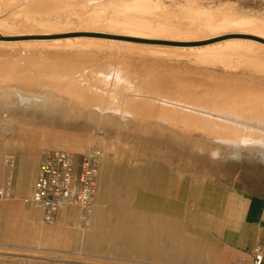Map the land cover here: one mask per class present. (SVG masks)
<instances>
[{
    "label": "rangeland",
    "instance_id": "rangeland-1",
    "mask_svg": "<svg viewBox=\"0 0 264 264\" xmlns=\"http://www.w3.org/2000/svg\"><path fill=\"white\" fill-rule=\"evenodd\" d=\"M170 1L164 0L163 6L177 14L180 7H175V3ZM223 2L235 4L229 9L237 16L263 21V26L259 24L264 28V0H222L219 3L214 0L211 7L218 9ZM203 5L207 6L205 3ZM167 8L163 10H169ZM111 13L107 12L106 15L110 16ZM67 19L74 25L64 26L62 32L60 29L36 32L39 35L27 40L45 43L89 38L103 40L105 45L111 42H130L133 45L130 46L138 47V50L156 49L157 46L175 50L243 39L255 45L253 48L256 54L262 52L257 55H264L263 39L245 33L233 35L236 29L228 30L227 33L220 30L204 31L201 37L198 35L202 39L193 36L196 40H192L190 34L188 38V35H180L184 39L179 37L175 42L150 41L114 35L94 25L81 29L78 26L81 22L72 14L62 16V23H66ZM22 40L27 41L25 38ZM95 46L85 49L86 53L83 50L79 58L72 56V60L80 59V64L86 62L88 66L106 71L116 65L134 66L144 75L152 73L156 79L165 74L208 85L221 86L236 82L244 87H264V73L253 69L247 62L242 63L243 60H238L241 58H232L229 60L231 63L228 61L223 66L221 61L209 64L179 52H174L172 56V50L170 54L167 52L171 57L165 53V58L164 53V56L138 55L121 45H117L119 48L115 46L117 49H110L109 45L106 48L102 45L101 49ZM163 48L157 49L166 50ZM108 49L115 51L108 52ZM100 50L107 51L101 53ZM126 51L132 54L130 58ZM118 52L121 55L118 54L119 57ZM109 53L115 55L112 54L110 58ZM97 56L99 58L95 60ZM117 57L125 61L124 65L117 62ZM151 62L154 64L151 65ZM236 62H241L243 66L239 63L237 67ZM119 124L110 120L98 121L88 114L72 115L42 108L31 104L24 94L0 98V150L6 154L7 150L2 148L6 144L8 149L14 146L22 162L27 161L30 152L38 153L30 190L46 152L63 150L80 155L93 148L101 151L93 208L86 218L78 209L67 207L61 210L54 223H44L40 211L23 202L29 195H21L13 190V187L6 184L9 178L6 176L5 187L0 188L9 191L10 197L0 202V264H251L249 257L242 256L234 246L240 241L241 234L246 232L241 225L246 199L264 196V156L247 150L239 153L221 150L218 155L216 151L207 150L209 148H199V145L175 137L171 139L159 130L143 131L142 128L124 124L125 128L122 123L121 128H124L121 129ZM10 156L13 157L14 167L9 172H13L11 169L14 168V180L18 181V157L14 153ZM4 157H0L1 172ZM97 197L100 198L98 202Z\"/></svg>",
    "mask_w": 264,
    "mask_h": 264
},
{
    "label": "bare ground",
    "instance_id": "bare-ground-1",
    "mask_svg": "<svg viewBox=\"0 0 264 264\" xmlns=\"http://www.w3.org/2000/svg\"><path fill=\"white\" fill-rule=\"evenodd\" d=\"M215 1L219 3L222 0ZM163 2L164 0H0V98H6L11 94H24L31 104L42 108L58 110L72 115L88 114L98 121L110 120L122 123L123 126L130 125L131 127L142 128V130H159L158 132L168 134L171 139L175 137L177 140L199 145V148H209L207 150L211 149L216 151L217 154L221 150H229L231 153L247 150L258 152L264 156V87H244L235 84L236 82L221 86L208 85L165 74L156 79L152 73L147 72L144 75L136 67L133 68L134 66L118 67L116 65L117 68L111 67V70L107 69L108 71H106L88 66V64H85L86 62L84 64H80L82 61L78 63L80 60L78 58L83 55L82 51L85 52V49L92 45L99 46L100 49L102 45L104 48L109 45L110 49L121 45L127 51L138 55L159 54L160 56L167 52L170 54L172 50V56L175 55L174 52H179L181 55L182 53L187 55L188 58L192 56L198 61L209 64L221 61L220 63L223 62V66L224 63H228L229 60L236 57V59L241 58L238 60H243L242 63L246 64L245 62H247L253 69L264 73V55H257L260 52L258 50L256 54L253 48L255 45L252 42L251 45L249 42H244L243 39V41L233 39L215 44L210 42L211 44L198 48L170 50L167 46L166 48L157 46V48L166 50H158L157 48L147 50L141 48L138 50V47H132L133 45L130 42H111L112 44L107 43L105 45L106 42L103 40L98 39L96 41L94 38V40L89 38L66 39L54 42L45 41V43L40 40H37L38 42L27 40L32 36L39 35L36 32L47 29H60L61 31L64 26H73L74 24L71 25L69 19L66 23H62L61 17L67 14L77 16L81 22L77 24L81 26V29L94 25L99 30L110 31L115 33L114 35L150 41L175 42L179 37L182 38L181 36L186 37L188 35V38L190 34L192 40H196L193 36L197 38L199 35L201 37V33L204 31L220 30L227 33L228 30L230 32L232 29L237 31H233V35L245 33L264 40L263 21L259 22L260 20L256 21L252 17L247 18L239 14L237 16L229 9L235 4L231 5L227 2L225 4L223 2L218 9H213L211 4L214 0H171L170 3H175V7H180L177 14H174V11H171L170 8L163 6ZM166 8L169 10H163ZM107 12L111 13L110 16L106 15ZM70 18H73V16ZM259 23H262V26ZM75 31L78 30L75 29ZM24 38L27 41H23ZM119 46L117 47L119 48ZM139 46L150 47L149 45ZM113 51L109 50L108 52ZM112 54L109 53V57ZM118 54L120 55V53H117L119 57ZM129 54L130 58L132 54ZM137 54L135 55L137 56ZM72 56L78 57V61L72 60ZM118 57L116 60L122 65L125 61L123 62L121 57ZM98 58L97 56L95 60H98ZM239 63L240 66H243L241 62ZM152 64L154 62H151ZM248 64L247 67H249ZM249 68L247 69L249 70ZM232 71L234 72L233 67ZM247 73L249 72L247 71ZM258 75L260 74L258 73ZM125 128L127 127L125 126ZM132 132H136V130ZM7 149L6 144L2 150ZM99 152L100 159V149ZM7 157L12 156L7 155L4 157V165H6L5 159ZM1 179L0 171V181ZM99 199L97 202L100 201Z\"/></svg>",
    "mask_w": 264,
    "mask_h": 264
},
{
    "label": "built area",
    "instance_id": "built-area-1",
    "mask_svg": "<svg viewBox=\"0 0 264 264\" xmlns=\"http://www.w3.org/2000/svg\"><path fill=\"white\" fill-rule=\"evenodd\" d=\"M99 156L98 148L80 155L63 150L46 152L40 161L31 194L23 202L40 211L46 224L54 223L61 210L67 207L78 209L84 218L88 217L97 188ZM13 163L12 157L5 159L7 166ZM9 197V191L0 188V202ZM251 256L252 264H264L261 245L254 246Z\"/></svg>",
    "mask_w": 264,
    "mask_h": 264
},
{
    "label": "crops",
    "instance_id": "crops-1",
    "mask_svg": "<svg viewBox=\"0 0 264 264\" xmlns=\"http://www.w3.org/2000/svg\"><path fill=\"white\" fill-rule=\"evenodd\" d=\"M13 147L14 146L11 145L9 149H7L6 154L0 151V157L3 159L4 155H10L11 153L16 154L19 162L17 168V170L19 169V171H17L19 173L18 181L14 180V168L11 169L13 172H9L12 167H8L3 164L4 167L1 172V176L4 179L0 182V187H5L4 182L8 179L6 184L13 187V190H16L21 195H30L32 191L30 190L31 178H33L35 172L38 153L30 152L27 156V161L22 162L20 156L17 155V152L14 151ZM6 176H9V178L5 179ZM241 218L242 228L246 232L241 234L240 241L236 242L234 247L236 251H239V253L242 254V256H248L252 264L251 253L254 246L261 245L264 251V196H251L246 199Z\"/></svg>",
    "mask_w": 264,
    "mask_h": 264
}]
</instances>
